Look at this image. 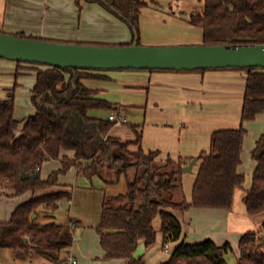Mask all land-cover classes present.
Segmentation results:
<instances>
[{"label":"trees","instance_id":"trees-1","mask_svg":"<svg viewBox=\"0 0 264 264\" xmlns=\"http://www.w3.org/2000/svg\"><path fill=\"white\" fill-rule=\"evenodd\" d=\"M81 1L77 0L80 9ZM89 1L102 3L100 0ZM105 6L127 22L133 32L131 43L119 45H132L136 38L141 44L140 17L149 3L145 0H109ZM188 22L202 29L205 45H264V0H205L204 12L191 15ZM16 36L33 38L24 34ZM245 70L248 74L242 125L238 129H221L212 134L210 151L197 158L201 165L192 200L184 199L180 203L174 201V193L182 188L184 167L193 159L176 162L170 158L160 163L157 161L159 152L146 154L142 148L143 124L126 123L136 134L133 141L124 142L112 136L117 123L109 117L112 113H121V106L96 97L98 91L83 83L86 79L106 77L89 70L46 67L38 72L32 90L36 113L24 120L15 117V84L8 97L0 100V194L10 191L8 194L20 196L32 191L35 196L17 207L10 221L0 222V251H13L17 260L34 254L56 264L65 262L62 254L74 244L71 225L54 220L38 223L41 215L54 218L61 203L72 200V190L61 188L60 177L72 167L90 179L100 176L105 168L117 169L121 175L127 167L122 165L123 158L115 156V152H129L132 144L137 150L129 153L135 158L138 172L134 180L126 179L125 193L106 196L96 228L107 260L125 259L127 264H141L135 254L141 241L147 249L156 244L154 222L157 217L161 220L165 243L169 244L178 242L183 234L182 221L175 212L185 213L192 208L230 210L236 190L243 188L246 182L245 175L239 172L248 133L244 123L264 114V68ZM94 110L108 111L110 115L108 118L94 117L90 114ZM67 152L73 153V157L66 155ZM252 158L257 168L251 189L245 196V205L248 214L256 216L264 213V134L258 140ZM51 160H60L62 168L46 180L41 176L38 179L23 178L41 172L42 165ZM231 250L230 243L183 242L163 264H229L225 256ZM238 251L237 264H264V248L258 234H244Z\"/></svg>","mask_w":264,"mask_h":264},{"label":"crops","instance_id":"crops-1","mask_svg":"<svg viewBox=\"0 0 264 264\" xmlns=\"http://www.w3.org/2000/svg\"><path fill=\"white\" fill-rule=\"evenodd\" d=\"M81 6L82 9L78 7L77 0H0V33L24 34L36 39L68 43L129 44L133 41L127 25L97 2H81ZM143 11L142 34L146 32L145 18H151L152 21L147 23L159 31L166 22H176L175 15L173 17L169 14L161 15L150 7ZM202 35L183 39L164 33L163 36L152 39L154 42L147 41L149 43L146 45H191L201 43ZM45 69V66L31 63L7 62L0 65V74L9 76L0 80V100L8 97L15 84L18 86L17 90L25 89L19 93L16 90V103L21 98L24 104L19 109L16 105L17 120L26 119L36 113V108L30 105L28 97H33L32 90L38 72ZM247 74L245 69L155 70L141 71L122 78L98 74L107 78L101 82L103 84L107 82L103 88L101 86L95 88L98 85H92L90 83L92 79H86L83 83L88 88L98 91L96 97L120 105V114L126 117L125 113H129L131 117L140 121L138 124H143L144 152L146 154L159 152L157 161L165 163L170 158L176 162L180 159L198 158L203 152L210 151L212 134L215 131L241 127ZM108 82L115 83L118 87L107 88ZM111 91L121 94L110 98L108 95ZM253 124L255 130L251 128ZM244 126L248 133L239 172L245 175L244 185L247 184L246 189L250 190L257 168V163L252 159V151L264 133V114L259 115L255 121L244 123ZM65 154L73 157V153ZM200 165L201 161L198 160L191 173H184L182 188L174 193L175 202L192 200ZM61 168L60 160L47 161L42 165L40 176L46 180L54 171ZM85 178L90 179L78 168L72 167L59 179L61 188H70L73 195L69 202L71 207L68 224L74 232V244L62 254L65 261L62 264H73L72 261H76V264H127L125 259L105 258L106 251L101 246V238L96 230L106 196L121 194L119 191H122V187L114 186L113 190H110L109 186L101 183L97 185L92 179V186H88ZM100 180L107 184L117 182L104 178ZM238 190L240 189L236 190L235 196ZM7 196L0 197V222L10 221L17 207L30 201L35 193L29 191L20 196L12 194ZM235 210L234 205L230 210L192 208L185 213L174 211L182 221L183 234L178 242L169 244L165 243L161 220L156 218L154 222L157 230L156 244L147 249L144 241H141L135 258L141 260V264H163L183 242L199 243L207 240H212L218 245L230 243L233 249L238 250L241 237L248 232L237 228L240 223L234 216ZM239 213L247 216L246 205ZM4 252H8L10 259L2 261ZM39 258L29 254L24 260H17L13 251H0V264H30L40 260ZM41 260L47 264H56L44 258Z\"/></svg>","mask_w":264,"mask_h":264},{"label":"water","instance_id":"water-1","mask_svg":"<svg viewBox=\"0 0 264 264\" xmlns=\"http://www.w3.org/2000/svg\"><path fill=\"white\" fill-rule=\"evenodd\" d=\"M0 58L80 70L248 69L264 68V45L143 46L136 38L132 45L95 46L0 33ZM197 163L193 159L183 172L191 173ZM23 178L38 179L40 172Z\"/></svg>","mask_w":264,"mask_h":264},{"label":"rangeland","instance_id":"rangeland-1","mask_svg":"<svg viewBox=\"0 0 264 264\" xmlns=\"http://www.w3.org/2000/svg\"><path fill=\"white\" fill-rule=\"evenodd\" d=\"M100 1H102V3L99 1H97V3L100 6H102L104 9H106L105 3L108 4L109 0H100ZM145 1L149 3V7L151 9L157 10V12H159V14H161V15H165V14L168 15L169 14V15H172V17L175 15L176 16V22H174V23L171 21L166 22L165 25L163 24V27H161L160 31H159V29H155L154 26L147 23V22L152 21L151 18H145L144 23H145V28H146L145 31L146 32L142 34V16L144 14V11H143V13L140 17V32H141V36H140V43L141 44L140 45L155 46V45H146L147 43H149L147 41L154 42V41H152V39L159 38V37L163 36L164 33L173 34V35H176L177 37H181V38L183 37V39L189 38L190 36H195L194 38H196V35H199V34L202 35L203 34L202 29L190 25L188 21H189L191 15L201 14L204 12L205 0H145ZM81 2L90 3L89 0H82ZM107 11H109V10H107ZM110 13L112 15H114L116 18H119L114 13H112V12H110ZM120 20L123 21L127 25V28L129 30L132 38H133V32H132L129 24L122 19H120ZM158 27H159V25H158ZM182 34H184V35H182ZM187 40H194V39H187ZM203 44L204 43L202 40L201 43H193L191 45H189V44H185V45L184 44L183 45L175 44V45H160V46H198V45H203ZM116 45L119 46V44H116ZM7 62L19 63L18 61L0 58V65H3V63H7ZM89 71H91L92 73L104 74V75H110V76L122 78V77H127L131 74H134V73H140L141 71H149V70H89ZM8 77L9 76L0 74V80L6 79ZM103 80H107V78L92 79L90 81V83H92V85L93 84L98 85V86H95V88H100L99 86H101V88H103L106 85L105 83H107V82H105L104 84L101 83V82H103ZM109 83L110 82H108V84ZM108 84H107V88L118 87L115 83H112L109 85ZM17 88H18V86L16 87V90H17ZM19 91L24 92L25 89L19 88L17 90V93H19ZM30 94H31V92H30ZM118 94L120 95L121 93H118L117 91H111V93H109L108 96L110 98H115L116 96H118ZM102 96H104V95H102ZM28 99H29L30 105H32L35 108V106L33 104L32 96L28 97ZM106 99H108V98H106ZM16 105H17L18 109L20 106H24L21 98H20V100L17 101ZM90 114L94 117H101V118H108L110 115V113L108 111H98V110L91 111ZM125 115H126L125 118L128 120L127 122L130 124H138L140 122V121L134 119L133 117H131L129 115V113H125ZM17 118L20 119V116H18ZM251 128L253 130H255L256 127L253 124V126H251ZM111 135L114 137L121 138V140L124 142H129V141H133L136 139V134L129 128V126L126 123L117 124L114 127V129L112 130ZM128 150H129V152L136 151L137 146L132 144L129 146ZM129 152H123V151H118V150L115 152V156H121L123 158L122 165L124 167H127L126 170H123V173H121V175H119L117 169L105 168L101 172V175H100L101 178H104L105 180H110V181H117L116 183L107 184L104 181L101 182V180H100L101 178H99L98 176L91 178L92 182L97 184V185H99L101 183V184H104L106 186H109L110 190L111 189L113 190L114 186L116 188L122 187L121 188L122 191H119V192L125 193L127 191L126 179L128 178L129 180H134V178L138 172V168L135 166V163H136L135 158L133 156H131V154ZM252 153H253V151H252ZM85 179H86V183L88 184V186H92L91 179H87V178H85ZM104 185H101V186H104ZM246 186H247V184L244 185L243 188H240V190L237 191V195L235 196V200H234V205L236 207V210H235L236 213L234 214V216L236 217L237 221H239V223H240V225H237V228L246 230V232H248V233L254 232V233L258 234V237L260 239V244L264 248V227H263V225H264V213L257 215V216H251V215L247 214V216H245V217H248V218H245L243 215H241V213H239L240 211H243V207L245 206L244 205L245 204V196L247 195V192L249 191L246 189ZM8 193H10V191H7V194H3V193L0 194V197H6L7 198ZM70 207H71V204H69L68 201H64L61 203V206L58 209L57 213L54 215V218H52V217L50 218V217H46L44 215H41L38 219V223L45 224V223H49L52 220H54L59 224L66 225L69 223V209H70ZM159 219H160V217H157V220H159ZM166 251H169V249H166ZM239 255H240L239 251L236 248V249L229 251V253L226 254L225 258L229 264H237ZM4 259H10L8 257V252H4V254H2V261H4ZM39 259L40 260H35L34 263H30V264H47L46 262L41 260V259H43V257H40ZM44 260H45V258H44Z\"/></svg>","mask_w":264,"mask_h":264},{"label":"built area","instance_id":"built-area-1","mask_svg":"<svg viewBox=\"0 0 264 264\" xmlns=\"http://www.w3.org/2000/svg\"><path fill=\"white\" fill-rule=\"evenodd\" d=\"M109 118L111 121L116 122L117 124L128 123L125 116L120 113H112ZM38 170H40V168ZM72 263L76 264V261H72Z\"/></svg>","mask_w":264,"mask_h":264}]
</instances>
